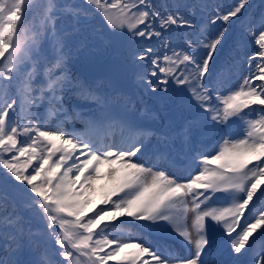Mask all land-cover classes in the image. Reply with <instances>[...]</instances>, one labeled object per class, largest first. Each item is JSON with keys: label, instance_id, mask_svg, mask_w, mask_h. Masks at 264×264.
I'll return each instance as SVG.
<instances>
[{"label": "snow or ice", "instance_id": "6c2138e0", "mask_svg": "<svg viewBox=\"0 0 264 264\" xmlns=\"http://www.w3.org/2000/svg\"><path fill=\"white\" fill-rule=\"evenodd\" d=\"M99 55L136 91L72 71ZM217 235L264 264V0H0V264H211Z\"/></svg>", "mask_w": 264, "mask_h": 264}]
</instances>
